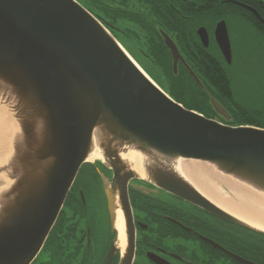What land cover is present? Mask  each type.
<instances>
[{
	"label": "water",
	"instance_id": "obj_1",
	"mask_svg": "<svg viewBox=\"0 0 264 264\" xmlns=\"http://www.w3.org/2000/svg\"><path fill=\"white\" fill-rule=\"evenodd\" d=\"M107 27L76 0H0V105L12 125L0 165V264L34 261L80 168L94 161L112 172L111 182L103 179L111 230L119 212L129 244L127 186L134 179L264 235L218 207L180 169L182 161L200 163L264 195V129L222 124L185 109L145 74ZM197 34L207 47L205 30ZM161 35L176 73L183 59ZM214 37L230 64L224 21L217 23ZM210 103L227 122L224 108L213 98ZM110 256L111 250L101 264Z\"/></svg>",
	"mask_w": 264,
	"mask_h": 264
},
{
	"label": "flooded vegetation",
	"instance_id": "obj_2",
	"mask_svg": "<svg viewBox=\"0 0 264 264\" xmlns=\"http://www.w3.org/2000/svg\"><path fill=\"white\" fill-rule=\"evenodd\" d=\"M261 7L264 8V5ZM256 13V23L250 25L255 32L245 36L259 41L263 40L264 18L260 12ZM198 28L195 33L205 53L221 59L228 73L233 71L235 74L242 62L248 59L251 60L247 70L255 68L258 56L252 52L254 58L248 55L249 52L243 48L244 39L239 42L240 45L230 40L232 60L231 64H227L214 34L212 39L216 49L209 31L204 27L208 37V45L204 47L197 34ZM119 31L114 29V34L121 35ZM178 49L184 62L179 60L177 66L182 65L189 73L186 65H190L184 51L179 46ZM255 49L261 47L256 44ZM242 53L245 58L238 61ZM193 71L197 73V69ZM219 118L224 121V117ZM103 179L111 182L112 172L98 161L80 168L41 251L31 264H101L110 250L108 264H121L124 260H128L129 264H242L224 251L252 264H264V241L254 232L223 221L138 179L131 180L127 186L132 216V224L127 229L133 233V245L128 243L125 229L122 245L117 227L111 230ZM247 238L251 241H246ZM213 243L224 251L215 248Z\"/></svg>",
	"mask_w": 264,
	"mask_h": 264
},
{
	"label": "trees",
	"instance_id": "obj_3",
	"mask_svg": "<svg viewBox=\"0 0 264 264\" xmlns=\"http://www.w3.org/2000/svg\"><path fill=\"white\" fill-rule=\"evenodd\" d=\"M79 1L88 6L87 8L94 16L105 21L112 29L111 33H114V28L119 29L115 22L122 21L121 18L136 25L144 38L143 41L135 38V41L139 43L142 52L146 48L145 53L149 55V61L156 66L158 74L164 77L167 86L163 90L184 108L202 114L206 118L217 119L218 116L210 105V98H214L229 113L230 124L235 121L234 118H238L239 114L247 113V120L237 121L239 125L264 128V82H259V77L256 76L255 79L249 80L251 83L247 87L241 85L239 81L243 77L238 79V75L236 74L235 77L233 71L228 73L221 59L217 60L216 57L205 53L195 34L197 27H205L209 31L215 49L212 29L220 20L226 22L231 40L235 30L236 33L244 31L243 33L249 34L247 31L251 28L250 25L256 23V18L241 8V5L260 12L264 18V8L261 7L264 5V0H188L186 3L182 0ZM131 1L140 5L139 9H130L128 4ZM140 8L144 9L145 13L139 12ZM159 30L168 34L176 46L184 51L189 67L193 70L197 69L196 74L204 91L195 84L182 65L178 67L176 74L173 73L171 58ZM261 34L264 40V31ZM245 44L252 49H255L258 44L261 49H264V43H256L254 38L244 41V50H246ZM208 49L210 51V47ZM261 69H264V66ZM245 87L253 96L247 100L239 97L241 93L237 90L246 91ZM230 112L233 114L232 117ZM255 235L264 241V235L258 233ZM246 241L251 239L247 238Z\"/></svg>",
	"mask_w": 264,
	"mask_h": 264
},
{
	"label": "bare ground",
	"instance_id": "obj_4",
	"mask_svg": "<svg viewBox=\"0 0 264 264\" xmlns=\"http://www.w3.org/2000/svg\"><path fill=\"white\" fill-rule=\"evenodd\" d=\"M10 130L12 132V125L0 105V165L3 164L9 151ZM96 156L97 154L94 153L90 160ZM180 169L185 177L218 207L264 232V195L251 191L200 163L182 161ZM117 215V230L124 245L122 216L119 212Z\"/></svg>",
	"mask_w": 264,
	"mask_h": 264
},
{
	"label": "rangeland",
	"instance_id": "obj_5",
	"mask_svg": "<svg viewBox=\"0 0 264 264\" xmlns=\"http://www.w3.org/2000/svg\"><path fill=\"white\" fill-rule=\"evenodd\" d=\"M81 4L86 8V5L84 3H81ZM128 6L130 9L137 10V9H139L140 5L136 4L134 1H131V2H129ZM130 11H132V10H130ZM139 12L145 13L144 9L141 10V8H140ZM121 19H122V21L118 20L115 22L116 26L120 29L119 33L123 32V34H124V35L122 34L123 36H121V35L117 36L118 40L122 44L126 45V46L124 45V47H126L128 52L136 60V62L142 68H144L145 72L149 75V77L154 82H156L160 87L165 89V87L167 86V83H166L164 77H162L158 74L156 66L153 65V63L149 61V59H148L149 55H147V53H145L146 48H144L143 52H142L139 48L140 47L139 43H137L135 41V38H138L140 41H143V38H144L143 33L136 27V25L133 22L129 23V22H127V19H124V18H121ZM243 32L244 31L236 33V30H235V32L233 34L234 35V41L238 45H240L239 42H242L243 39H244V41L246 39H250L249 36H245L247 34H245ZM247 32L254 33V30L249 28ZM132 35H135V36L133 37ZM127 36H129V37H127ZM263 43H264V40H263ZM245 47H246V51L249 52L248 55L250 54L251 56H253L252 58H254V54H252V53H255L258 56L257 63H255V68L256 67L262 68L264 66V49H252L249 45H246V44H245ZM244 58H245V54L242 53V56L240 58H237V60L241 61ZM250 60L251 59L244 60L242 62V65L238 67V71H237V75H238L237 78L239 79L240 77H243V79L240 80L239 82H241V85H246V87H247V85H250V83H251V82H249V80L255 79L256 76L259 77L258 78L259 82L260 81L264 82V69H258L257 71H250V72H248L249 70L247 71V65H250V64H248L250 62ZM246 71H247V73H246ZM246 87H245L246 91H241L240 89H237V90L240 91V93H241V95L239 97L246 98V100H247V99L252 98L253 96L250 95V90L246 89ZM239 103H240V101H239ZM232 116H233V114L231 113V117ZM247 118H248L247 113L239 114L238 118L237 119L234 118L235 121L233 123H231L230 125L238 126L239 124L237 123V121H239V122L240 121H246ZM218 120H219V118H218ZM241 125H246V124H241Z\"/></svg>",
	"mask_w": 264,
	"mask_h": 264
}]
</instances>
